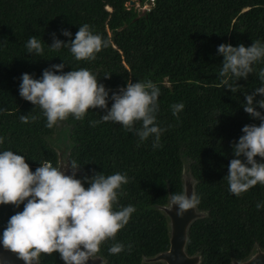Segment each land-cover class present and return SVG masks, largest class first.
Instances as JSON below:
<instances>
[{"label":"trees","instance_id":"16d2710c","mask_svg":"<svg viewBox=\"0 0 264 264\" xmlns=\"http://www.w3.org/2000/svg\"><path fill=\"white\" fill-rule=\"evenodd\" d=\"M138 1L146 5L140 11L127 0H0V152L24 156L33 172L45 161L55 167L57 151L50 139L57 129L66 135L64 157L69 165L75 161L80 166L76 177L85 189L90 186L85 176L127 175L130 182L122 186L114 210L132 205L136 211L115 241L102 244L99 264H163L145 258L167 246L166 217L159 205L182 192L186 175L192 193L200 198L196 209L201 215L187 226L184 250L198 254L197 264H229L254 247L264 248V207L256 208L257 203L264 205V185L237 197L229 192L226 177L230 161L237 158L232 145L243 135L241 129L261 122L243 106L245 93L251 95L261 86L258 72L264 60L246 80L236 82L240 86L234 94L221 84L223 56L217 48L264 43V0ZM85 23L109 41L95 60L77 61L67 47L50 49L53 33L68 43ZM64 29L71 37L61 34ZM32 36L42 40L43 56L27 53ZM61 63L63 73L83 67L94 74L110 90L109 109L112 93L127 82L155 83L160 89L157 123L166 129L162 147L153 149V137L139 142L118 123L90 126L106 114L100 108L90 109L83 120L70 115L46 127L39 106L20 97V78L27 73L39 79L44 69ZM260 99L264 96H255L254 104ZM177 103L184 109L174 117L170 106ZM256 110L264 115V109ZM21 115H27L29 123H22ZM34 115L36 121L31 120ZM254 159L264 163L258 156ZM23 207L0 205V236L9 218ZM116 242L131 244V251L126 247L118 255L109 254ZM40 264L64 263L54 252L42 254Z\"/></svg>","mask_w":264,"mask_h":264},{"label":"clouds","instance_id":"9594fccd","mask_svg":"<svg viewBox=\"0 0 264 264\" xmlns=\"http://www.w3.org/2000/svg\"><path fill=\"white\" fill-rule=\"evenodd\" d=\"M61 34L71 37V32L64 29ZM50 49L69 48L77 61H93L96 54L109 46V41L99 34H94L89 24L79 26L75 38L68 43L52 34ZM27 53L43 56L42 40L29 37L26 43ZM217 54L223 56L219 76L221 84L232 93L240 85L236 82L247 79L255 72L254 65L264 60V43L259 40L245 47L239 44H221ZM64 64H53L44 69L39 79L24 73L21 76L19 95L22 99L39 106L46 117V127L53 128L71 115L76 120H83L90 109L100 108L106 111L99 120L90 121L95 127L102 122L120 124L126 131L134 133L139 142L153 137V149L162 147L161 135L165 128L157 123L159 111V87L151 82H127L118 92H113L111 108H108L109 91L97 77L86 68L63 73ZM60 72L61 74H56ZM105 79L110 75H105ZM261 86L254 89L251 95L245 93L244 111L253 119H259V126L245 125L237 142L232 145L234 158L228 165L227 183L229 192L239 197L257 184L264 185V163L257 162L255 157L264 159V115L257 111V106L264 109V99L255 102L257 95L264 96V68L258 72ZM172 115L178 117L184 109L183 103L170 106ZM39 117L32 116L36 121ZM22 123H29L27 115H21ZM140 124L137 128L136 125ZM171 127V126H169ZM4 138L0 137V144ZM243 157L244 159H240ZM71 175L61 171L45 161L35 172L25 162V157L11 150L0 152V205L19 207L23 211L12 215L0 236V244L5 250L16 254L24 264H40L41 255L60 254L65 264H86L96 259L105 242L115 241L116 236L129 222L136 211L132 205H118L123 195L122 186L128 184L126 174L119 172L105 176L96 173L84 177L90 185L85 189L82 181L75 178L80 166L75 161L66 164ZM25 200L27 202L25 203ZM171 206H178L176 215L182 218L189 210H195L200 198L187 191L171 196ZM264 205L256 204L257 210ZM131 251L132 245L113 243L109 254L118 255L125 250ZM100 258V257H99Z\"/></svg>","mask_w":264,"mask_h":264},{"label":"water","instance_id":"95a60500","mask_svg":"<svg viewBox=\"0 0 264 264\" xmlns=\"http://www.w3.org/2000/svg\"><path fill=\"white\" fill-rule=\"evenodd\" d=\"M133 0H127L131 4ZM68 161L66 157L60 159L57 154V162L55 167L60 166L61 171L66 175H71V169L66 168ZM182 191H187V195L191 196V184L187 180H182ZM171 198L166 203L159 205V208L166 217L167 224V246L155 252L154 254L146 257V260H159L163 264H197L199 256L196 253H186L184 245L186 241V229L191 220L201 215L200 210H189L182 218L177 217V207L171 206ZM100 257V258H99ZM96 259H90L86 264H99L102 260L99 255ZM65 264V262L63 261ZM0 264H24L23 260L17 258L16 254L11 251L5 250L0 244ZM229 264H264V248L254 247L245 257L241 259H233Z\"/></svg>","mask_w":264,"mask_h":264},{"label":"rangeland","instance_id":"374dc122","mask_svg":"<svg viewBox=\"0 0 264 264\" xmlns=\"http://www.w3.org/2000/svg\"><path fill=\"white\" fill-rule=\"evenodd\" d=\"M131 4L133 5V7L135 8L136 11H140L143 8L146 7V5L144 3L143 4H139L138 0H133ZM50 141H51V145L57 151L58 157L60 159H62L64 157L65 150H66V148L68 146L66 135L64 134L63 131H60V130L56 129L54 131L53 135L51 136ZM75 178H77V177H75ZM182 180H186L187 181L188 180V176L183 175Z\"/></svg>","mask_w":264,"mask_h":264},{"label":"built area","instance_id":"2783aa9c","mask_svg":"<svg viewBox=\"0 0 264 264\" xmlns=\"http://www.w3.org/2000/svg\"><path fill=\"white\" fill-rule=\"evenodd\" d=\"M148 3H151V0H148Z\"/></svg>","mask_w":264,"mask_h":264}]
</instances>
